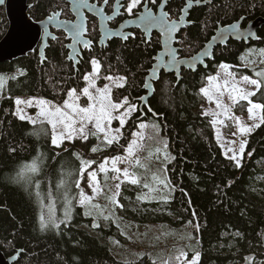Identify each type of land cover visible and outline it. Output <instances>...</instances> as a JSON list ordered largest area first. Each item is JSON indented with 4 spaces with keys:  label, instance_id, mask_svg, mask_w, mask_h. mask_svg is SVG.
<instances>
[{
    "label": "trees",
    "instance_id": "1",
    "mask_svg": "<svg viewBox=\"0 0 264 264\" xmlns=\"http://www.w3.org/2000/svg\"><path fill=\"white\" fill-rule=\"evenodd\" d=\"M185 1L169 2L170 19L180 16ZM191 1L206 4L190 10L191 25L178 35L176 46L181 58L198 52L219 25H229L240 18H244L245 25L258 17L264 18V0ZM28 3L32 5L28 14L35 21L57 11L63 18L71 19L66 0H28ZM6 29L1 8L0 39ZM133 33L125 42L113 39L106 47L98 48L97 30L89 28L93 48L82 52L76 68L67 60V40L62 33H56V40L50 42L43 62L35 51L0 64V74L8 76L0 107L8 105L10 111L0 110V250L6 257L20 251L16 264H130L118 258L103 242L111 230L94 227L92 217L77 205L76 181L81 176V160L85 161L89 150L99 146L96 139L75 140L61 149L56 148L51 144L52 133L46 122L30 124L11 110L12 99L22 96L61 105L69 90L79 92L84 88V76L95 60L100 66V84L107 76L115 78L114 83L123 78L122 86L113 88L114 101L128 98L138 104L129 129L136 122H146L144 143L153 136L162 137L169 153L164 171L172 191L170 198L150 203V210L128 214L140 224H171L169 214H172L178 219V225L190 228V237L197 241L198 264L263 262L264 169L258 167V162L264 161V124L248 135L242 165L237 168L233 160L222 155L210 117L201 114L200 89L221 64L230 66L238 76L260 79L255 73L264 71V57L259 67L252 65L255 60L249 56L246 65L243 60L249 47L264 46V26L257 32V42L245 45L229 41L226 46L215 49L214 58L205 69L182 70L178 82L173 74L162 73L154 84L155 92L148 106L142 110L139 99L145 94L144 79L161 45L157 34L147 42L140 32ZM250 99L264 104V89ZM155 147L143 148L151 154V159L158 151ZM112 149L113 146H107L104 150L110 154ZM106 151L98 150L97 154ZM33 162L37 171L25 170L21 178L18 174ZM43 199L52 201L59 211L64 206L70 208L73 216L69 224H62L56 230H42ZM162 207L165 211L155 212L154 209L162 210ZM83 225L94 228L102 236L89 234L82 229Z\"/></svg>",
    "mask_w": 264,
    "mask_h": 264
},
{
    "label": "rangeland",
    "instance_id": "2",
    "mask_svg": "<svg viewBox=\"0 0 264 264\" xmlns=\"http://www.w3.org/2000/svg\"><path fill=\"white\" fill-rule=\"evenodd\" d=\"M93 2L96 1L92 0V3ZM98 6L100 5L98 4ZM61 18L64 19L62 15ZM262 50H264V46L261 48L249 47L245 53L247 56L245 55L243 63L246 65V59L249 56L251 59L255 60V65L252 64L253 66H260L261 59L264 57V52H262ZM92 61L91 70L86 74L89 75L90 79L89 81L84 79V87L89 86V83L93 82L94 87H90L89 90L95 95L97 89H103L105 85H108L110 89V99L115 103L123 102L125 98H123L120 102H116L112 97L113 88L115 86H120L123 82V79L118 78L115 83L112 81V79H105V81L100 84V79L98 76L100 66L97 63L96 71L94 72V65L92 64ZM233 72L234 70L230 66L227 68V70L218 66L216 68V72L212 76H209L213 77L214 79L210 81L208 77L207 80L205 79L206 81L204 80V86L202 89H207L208 95L206 96L201 91L200 94L202 96L203 103L200 107V111L203 116L210 117L212 131L218 145L221 148L222 155L229 159L235 155L236 159L231 160L234 161L235 165L238 161L239 165L241 166L245 153V146L243 153L239 151V146L241 142H246L248 135L252 131L242 134L240 133L239 128L241 126L252 127V130L256 128L253 127V125L259 124L261 113L260 111H257L255 113L254 119H249V113L247 111L249 107L248 102L246 100L239 99L238 96L236 102H233V100L230 98V95H236L231 91L232 84H236L237 87L246 89L248 91H256L255 86L242 82L241 78L243 76L238 77L236 75L237 77H235ZM229 73L231 75H229ZM15 75L16 73H14V76ZM0 76H3L6 79L7 84L8 76H4L3 74H0ZM225 80L229 82L227 87L224 85ZM217 86H219V91L217 90ZM5 87L0 90V102L2 100V91L5 89ZM221 92H223L222 95L220 94ZM76 95L79 97L77 103L80 106L86 107L90 102L88 97L82 94V90L79 92L76 91ZM209 97H211V99H209ZM18 98L23 101L32 100L33 105L31 107L27 106L26 104H21L18 106L15 103L16 99ZM66 99L71 100L72 98L68 97L67 95ZM39 100L41 99L35 97H14L12 99V114L17 116L16 113L17 109L19 108L22 109L23 114L35 118L37 116V112L39 111V107L37 106L36 102ZM217 100L221 102L222 107H217ZM128 102L130 105H134L137 110L133 111L125 118V124L121 126L118 119H113L111 121V129L120 128L118 142H114L111 145L106 144L104 142L103 133L98 134L99 138L92 135H89L88 137V139L91 137L96 139L97 144H99L98 147H100L98 150L106 151L104 149H106L107 146H113V149L112 153L110 154L106 151L103 152L104 154L102 153V155H100V153L97 154L98 150L95 152L89 150L87 153V159L85 161H91L92 163L86 168L83 174L80 173L79 193L81 190H83L87 195L93 196L92 188L89 187L90 181L88 172L90 171L96 173V180L98 182L100 191L95 194L92 200V205H95V207L82 206L79 203V193L77 205L85 210L87 216L92 217V220L94 221L93 225L95 224L98 227L100 226L104 230H111L110 235L103 238V242L107 244L110 250L123 262L130 264H165V262H167V264H189V262L192 260V257L196 253H199L197 241L194 242V239L190 237V228L178 225V219L169 213L168 214L172 218L171 224H140L135 222L134 219L128 214V212L138 214L139 212L150 210V203L165 201L172 195V191L168 185L167 177L164 171L165 165L169 159V153L166 152V142L162 137L153 136L144 143L143 137L145 134V129L139 128L140 123L146 124L144 121L136 122L134 127L129 129L131 119L138 111V104L132 103L129 101V99ZM63 103L64 101L60 106H62ZM1 109L5 111L7 110L6 112L8 113L10 112L8 105L2 108L0 107V110ZM120 111L122 112L124 109L122 108ZM118 114L119 113H114V115ZM237 120H239V124H237ZM22 121H27V119ZM49 127L52 133L51 126L49 125ZM89 127L91 128V125H89ZM92 130L94 131V129ZM59 131L60 128L58 127L57 132ZM133 133H141L142 135L134 136ZM134 139L137 140L139 146L135 148L133 154L129 156L126 149L129 143ZM75 140H80L82 142L87 141L82 140L79 137H75L71 141L65 140L59 149L65 147V144L67 143L69 145L72 144ZM153 146H156L155 148L158 151L155 153L154 159H151L149 157L151 154H149L148 151L143 148H151ZM229 149L232 151H229ZM114 157L121 158L122 162H118L116 164V167L121 169L120 173H115L111 170L112 158ZM106 160L107 163L105 164V167L107 171L101 172L100 165L105 163ZM137 161H139V163H137ZM258 167L264 169V161L258 162ZM125 168H127L129 173L138 180V183L132 184L128 180L124 179L122 170ZM117 176H119V179L114 178ZM117 184L120 185L118 189L116 188ZM114 193H118V195L114 197L116 203H113L112 199H110L113 197ZM160 205L164 206L165 204L160 203ZM160 205H158L159 208ZM162 208V210L153 209L155 212L165 211L164 207ZM60 210L61 211L57 209L52 201L43 199L40 208V224L41 217L43 216L44 221L47 224L46 228H53L56 230L62 224L68 225L72 220V211L70 208H66L65 206ZM66 212L69 214L68 217L65 215ZM53 222L59 225V227H55ZM82 229H85L91 235L98 237L102 236V233L95 231L92 227L83 225ZM181 253L184 255H181ZM198 262L199 259L197 260L196 264H198ZM253 264H264V261L254 262Z\"/></svg>",
    "mask_w": 264,
    "mask_h": 264
},
{
    "label": "water",
    "instance_id": "3",
    "mask_svg": "<svg viewBox=\"0 0 264 264\" xmlns=\"http://www.w3.org/2000/svg\"><path fill=\"white\" fill-rule=\"evenodd\" d=\"M126 0H116L114 12L106 17L104 9L106 4L98 6L92 0H67L69 12L73 20L61 18V12L54 19L48 17L40 21L32 19L28 11L32 7L28 0H3L0 3V9L4 10L7 21V30L5 35L0 39V64L15 61L19 58L26 57L37 49L41 62L45 59V51L48 48L49 41H55L54 32H62L69 43L66 46L68 50L67 60L72 62L76 68L81 50L90 49L91 42L87 39V19L89 14L98 20V31L100 39L98 45L106 46L113 39H119L125 42L132 36L130 30H138L145 40L149 42L154 34L159 36L161 49L153 58V63L144 79L143 90L145 94L139 99V109L147 107L148 100L155 92L156 84L161 74H173L177 82L181 79V72H196L198 69H205L207 63L214 58V51L218 47H224L229 41L244 43L249 45L258 41L257 32L264 26V18L258 17L255 20L247 22L244 25V18L229 25H219L210 39L194 55L188 58H181L178 54L179 48L176 46L178 35L191 25L188 20L190 10L195 6H203L206 2L186 0L177 19L170 20V15L166 8L168 2L172 0H160L156 12L148 10L146 5L142 11L132 19L125 20L118 28L110 29L107 24L109 21L117 18L122 8V3ZM163 19L166 23L159 22ZM78 23L84 24V32L81 36L76 37L73 34L72 26ZM169 23H176L177 29L173 33L167 31ZM235 25V27H233ZM53 31V32H52ZM215 37V39H213ZM85 44L88 46L85 47ZM20 251L10 257H6L0 250V264H16Z\"/></svg>",
    "mask_w": 264,
    "mask_h": 264
},
{
    "label": "snow or ice",
    "instance_id": "4",
    "mask_svg": "<svg viewBox=\"0 0 264 264\" xmlns=\"http://www.w3.org/2000/svg\"><path fill=\"white\" fill-rule=\"evenodd\" d=\"M3 0H0V3H2ZM83 2V0H82ZM104 3L107 4L108 0H104ZM141 0H130V2L127 4L126 7V12L129 14H133L134 9L137 8L138 5H140ZM58 15L57 13H53L52 16H49V20L54 19V17ZM162 24L166 23L161 20L159 21ZM235 27V25H233ZM177 29L176 23H169L167 27V31L169 33L175 32ZM84 24L83 23H78L72 26V31L74 36L79 37L83 34L84 32ZM215 39V37H213ZM88 45L85 44V47ZM264 52V50H262ZM97 61L93 60L92 64L94 65L93 71H96V65ZM221 68L227 70L229 67L228 65L221 64ZM229 75H231L229 73ZM257 77L260 79H252L248 76H243L241 78L242 82L248 85H253L255 86V89L257 91H260L261 89H264V71H258L255 73ZM14 78V77H13ZM84 79L86 81H89V75H85ZM106 79H115L113 77H106ZM123 79V78H120ZM210 81L213 80V77L208 78ZM6 84V79L3 76H0V90H2L5 87ZM229 82L227 80L224 81V85L227 87ZM122 86V85H120ZM90 87H94V83L90 82L89 86L84 87L82 89V94L84 96L88 97V100L90 101L86 107L80 106L77 101L79 97L76 95V90L71 89L68 92V97L72 98L71 100L65 99L64 103L62 106L53 104L50 101L47 100H39L37 101V106L39 107V111L37 112V116L35 118L29 117L26 114H23L22 109H17L16 115L19 117L21 120L27 119V121L33 125L36 123H47L48 125L51 126L52 129V135H51V144L54 147L59 148L65 140H73L75 137H79L82 140H87L89 135L92 136H97L99 138L98 134L103 133L104 137V142L108 145L113 144L114 142H118L119 139V134H120V128L116 129H111V121L113 119H118L120 122V125L123 126L126 122L125 118L129 116L133 111H136L137 109L135 108L134 105H130L128 102V99L125 98L123 102L121 103H115L110 99L109 93L110 89L108 85H105L103 89H97L96 94L94 95L92 92H90ZM217 90L219 91V86H217ZM201 91L207 96L208 95V90L207 89H201ZM231 91L235 93L236 95H230V98L233 100V102H236L237 96L241 100H246L249 104V107L247 109L249 113V119H254L255 113L260 110H264V104L260 103H254L250 97H254L256 95V91H248L246 89L237 87L236 84L231 85ZM221 95L223 92L220 93ZM211 99V97H209ZM15 103L19 106L21 104H26L27 106L31 107L33 105L32 100L28 101H23L21 99H16ZM217 107H222L221 102L219 100L216 101ZM124 109V111H120L121 109ZM227 111V110H225ZM114 113H119L118 115H114ZM239 120H237V124H239ZM260 124H264V116L260 117L259 124H254L253 127H259ZM91 125V128L89 127ZM58 127L60 128V131L57 132ZM147 127L146 124L140 123L139 128L140 129H145ZM94 129V131L92 130ZM240 133H248L252 131V127H247V126H241L239 128ZM134 136H141V133H133ZM246 142H241L239 146V151L241 153L244 152V146ZM139 145L137 143V140H132L126 151L131 156L134 152V149L137 148ZM93 152L97 151V147H93L91 149ZM229 151H232L229 149ZM79 159V157H77ZM231 159H236V156L233 155ZM118 162H122L120 157H114L112 158V171L115 173H120L121 169L116 167V164ZM91 161H84L81 160V167H80V173L83 174L86 170V168L91 164ZM107 163V160L105 163L100 165V171L101 172H106L107 169L105 167V164ZM139 163V161H137ZM237 167H239V162L237 161L236 164ZM25 170L31 171V172H36L37 171V166L36 163L33 162L30 165H26L25 169H22L21 172L18 174L21 178L23 177V172ZM122 174L125 180H128L132 184L138 183V180L129 173V170L127 168L122 170ZM88 177H89V187L92 188L93 191V196L87 195L83 190L80 191L79 193V203L82 206L88 207H95V205H92V200L95 196L100 191V188L98 186V182L96 180V173L95 172H88ZM115 179H119V176L114 177ZM76 187L79 188L80 184L79 181H76ZM120 187L119 184L116 185V188L118 189ZM118 195V193H114L112 199L113 203H116L115 196ZM66 217H68V213H65ZM55 227H59V225L55 224L53 222ZM94 227L97 225H93ZM41 229H45L47 227L46 222L44 221L43 216L41 217V224H40ZM181 255H184L181 253ZM199 259V253H196L193 257L192 260L189 262V264H196L197 260ZM246 260L250 261L251 258H246ZM167 264V262H165Z\"/></svg>",
    "mask_w": 264,
    "mask_h": 264
},
{
    "label": "flooded vegetation",
    "instance_id": "5",
    "mask_svg": "<svg viewBox=\"0 0 264 264\" xmlns=\"http://www.w3.org/2000/svg\"><path fill=\"white\" fill-rule=\"evenodd\" d=\"M97 2V1H96ZM115 2H116V0H112V2L110 1V0H108V3L106 4V6H105V9H104V14L106 15V17H109L113 12H114V4H115ZM128 2H129V0H126L125 2H123L122 3V8H121V10H120V12H119V16L117 17V18H115V19H113V20H111V21H109L108 22V24H107V26H108V28H110V29H116V28H118L125 20H127V19H132V18H134V17H136L137 16V14L139 13V12H141L142 11V8L146 5V7H147V9L148 10H152V11H154V12H156V10H157V7L159 6V4H160V0H142L141 1V3H140V5H138L137 6V8L136 9H134V12H133V14H129V13H127L126 12V7H127V4H128ZM98 3V2H97ZM104 3V0L101 2V3H98L100 6L102 5ZM168 5H169V2H168V4H167V8H168ZM167 8H166V11H167ZM70 13V12H69ZM167 13H168V11H167ZM71 14V13H70ZM65 20H70V21H72L73 20V17H72V15H71V19H66V18H64ZM86 19H87V35H86V37L90 40V42H91V48L90 49H84V50H81V57H82V52L83 51H88V50H91L92 48H93V41L90 39V37H89V28H96V30H97V38H96V46L98 47V48H103V47H106V46H99L98 45V43H99V39H100V33H99V31H98V20L95 18V17H93V16H91V15H89V14H87L86 15ZM174 19H177V18H174ZM170 20H173V19H170ZM135 31H138V30H130V32L132 33V36L134 35V33L133 32H135ZM53 32V31H52ZM139 32V31H138ZM56 33H62V32H54V34L56 35ZM63 34V33H62ZM64 35V34H63ZM65 36V35H64ZM131 36V37H132ZM143 36V35H142ZM56 38H57V35H56ZM130 38V37H129ZM65 39H66V36H65ZM67 40V39H66ZM119 40V39H118ZM121 41V40H120ZM50 42H53V41H49V43H48V45L50 44ZM122 42V41H121ZM69 43V41L67 40V44ZM67 44H66V46H67ZM37 53H38V51H37V49L35 50ZM35 51H33V52H35ZM32 52V53H33ZM31 54V53H30ZM67 56H68V50H67ZM80 57V58H81ZM79 58V59H80Z\"/></svg>",
    "mask_w": 264,
    "mask_h": 264
},
{
    "label": "crops",
    "instance_id": "6",
    "mask_svg": "<svg viewBox=\"0 0 264 264\" xmlns=\"http://www.w3.org/2000/svg\"><path fill=\"white\" fill-rule=\"evenodd\" d=\"M248 64H249V63H248ZM248 64H247V66H250V65H248ZM247 66H246V67H247ZM258 67H259V66H258ZM233 73H234V72H233ZM234 74H235V73H234ZM237 76H238V75H237ZM237 76H236V74H235V77H237ZM238 77H239V76H238ZM252 79H255V78H252ZM206 80H207V79H206ZM206 80H205V81H206ZM203 86H204V85H203ZM201 89H202V88H201ZM201 89H200V93H201ZM256 92H257V90H256ZM260 112H261V110H260Z\"/></svg>",
    "mask_w": 264,
    "mask_h": 264
}]
</instances>
